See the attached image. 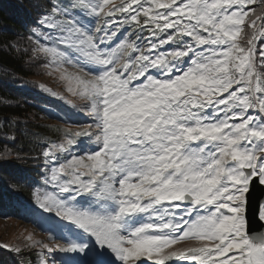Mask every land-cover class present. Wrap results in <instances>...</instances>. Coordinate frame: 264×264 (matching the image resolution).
Returning <instances> with one entry per match:
<instances>
[{"label": "snow or ice", "instance_id": "obj_1", "mask_svg": "<svg viewBox=\"0 0 264 264\" xmlns=\"http://www.w3.org/2000/svg\"><path fill=\"white\" fill-rule=\"evenodd\" d=\"M49 3L24 54L63 69L91 122L44 146L36 200L66 243L32 246L74 264H264L248 219L264 186V0ZM73 145L86 159L60 163Z\"/></svg>", "mask_w": 264, "mask_h": 264}, {"label": "trees", "instance_id": "obj_2", "mask_svg": "<svg viewBox=\"0 0 264 264\" xmlns=\"http://www.w3.org/2000/svg\"><path fill=\"white\" fill-rule=\"evenodd\" d=\"M49 7V0H0V218L14 217L58 233L57 224L67 222L36 200L44 187V146L60 143L56 128L43 122L75 127L87 123L88 114L37 81L48 71L47 58L24 54L36 43L29 40L31 30ZM6 150L12 154L3 155ZM15 248L0 244V264H41L40 249L26 245L17 253Z\"/></svg>", "mask_w": 264, "mask_h": 264}, {"label": "rangeland", "instance_id": "obj_3", "mask_svg": "<svg viewBox=\"0 0 264 264\" xmlns=\"http://www.w3.org/2000/svg\"><path fill=\"white\" fill-rule=\"evenodd\" d=\"M116 2L119 3V0H116ZM63 68L67 69V73H75L77 71L76 68H73L69 65H64ZM64 75H66V73H64L63 69L58 71L55 65L48 63L47 73L36 78L37 81H39L42 85H44V87H46L49 93L53 94V96L62 99L66 98L67 100L73 102L72 104L77 103V105L84 108V106L86 105V101L81 98L78 94L74 95L73 93L68 91L69 82L67 79L63 78ZM72 86L75 88L74 83ZM87 121V123L79 124L75 127L65 124H58L57 126L55 123L53 124L52 122L46 121L43 122V124L48 125L49 127L53 126L54 128H56V139L58 140V142L61 143L65 142L69 138H73V134L76 131L82 130L84 127H86L91 122V117L89 115ZM56 135H52V139ZM47 137L48 136H46L45 138L47 139ZM75 139L83 140L84 138L77 137ZM67 147L69 148V153L64 154V157L60 160V163L67 162V160H70L72 156L83 155L86 159L87 154L80 152V148L84 147L83 144L80 145V148H77L75 145ZM40 190L43 191L44 187ZM49 191H51V189H49ZM90 205L91 199L89 197L84 196L79 198L78 206L87 208ZM35 225L36 224L24 222L14 217L0 218V244L4 245L7 248H20L26 245H33L35 242L39 241L40 245L47 244L50 248L55 249L56 245L66 243L64 240L57 238L59 236V232L52 233L48 231L49 229L41 230L38 229ZM89 242L94 243V238H91ZM188 244H195V242H181L175 247L182 248L188 246ZM40 245H37L36 248L40 249ZM42 253L43 254H41V259L45 262V264H52L53 256L56 258L57 261L63 262V264H74V260L79 259V257H75L74 254L65 255V253L59 252L58 250L54 251L52 254H48L47 249H44Z\"/></svg>", "mask_w": 264, "mask_h": 264}, {"label": "water", "instance_id": "obj_4", "mask_svg": "<svg viewBox=\"0 0 264 264\" xmlns=\"http://www.w3.org/2000/svg\"><path fill=\"white\" fill-rule=\"evenodd\" d=\"M260 201H264V186L254 183L249 194V227L254 232L264 233V222H260L256 216V205Z\"/></svg>", "mask_w": 264, "mask_h": 264}]
</instances>
